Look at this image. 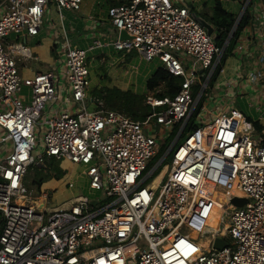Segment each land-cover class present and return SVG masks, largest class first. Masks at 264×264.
I'll return each mask as SVG.
<instances>
[{"label": "built area", "instance_id": "1", "mask_svg": "<svg viewBox=\"0 0 264 264\" xmlns=\"http://www.w3.org/2000/svg\"><path fill=\"white\" fill-rule=\"evenodd\" d=\"M228 1L242 9L222 48L194 18V0H125L110 11L113 29L129 37L112 43L117 53L159 61L183 79L174 97L147 96L146 105L160 111L141 122L90 96L88 51L102 48L100 40L89 50L59 43L48 71L19 74L17 64L32 59L31 49L6 39L37 37L47 11L80 12L84 0H0V264H264V132L246 121L240 130L231 124L240 116L233 102L216 119L202 106L197 128L187 131L250 10L263 25L264 62V10L253 13L256 0ZM237 43L241 54L245 43ZM258 70L244 78L249 85L258 84ZM53 158L83 167L90 193L101 196L79 194L54 205L52 191L32 193L28 170ZM72 177L65 185L75 191ZM224 177L244 196L228 200L207 250L198 239L211 226L216 203L205 184L217 189ZM235 198L247 204L238 208ZM198 219L201 228L194 226Z\"/></svg>", "mask_w": 264, "mask_h": 264}, {"label": "crops", "instance_id": "2", "mask_svg": "<svg viewBox=\"0 0 264 264\" xmlns=\"http://www.w3.org/2000/svg\"><path fill=\"white\" fill-rule=\"evenodd\" d=\"M124 1L125 0H84L80 12L64 11L61 13V15H59L55 8H52V10L50 9L47 11L45 15L47 18V23L41 29L40 34L37 37L31 38L25 34H11L6 39V44L11 46L21 41L30 47L32 59L23 61L26 62V68L23 70H25V73L29 74L27 77L33 76L36 73H42L37 72L33 65L44 60L50 61L47 69L48 71L51 68V64L58 56L57 50L60 46L59 43L64 42H68L71 47L89 50V47L93 44L94 40H100L103 43V47L88 51V56L89 54L100 53L99 55L93 56L92 60H98L100 65H106L109 57H112L113 55L107 56L104 55V52L106 50L115 51L112 43L120 38L119 33L113 29L110 23V11ZM218 3H220L223 11L229 14L232 13L225 9L226 4H233L234 6L240 5L235 1L228 0H194V13L209 22L207 17L212 15L213 10ZM255 5V9L252 6L253 13L260 12V9L264 10V3L260 2V0H256ZM232 15H234L236 18L238 16L237 14ZM247 16L250 18L249 25L241 33L239 39L237 40L239 43L243 41L245 43L246 49L240 54L236 51L238 43H235L233 55L229 57L224 64L222 69L223 73L218 75L219 77L217 76L216 80L213 82V85L209 83V89L207 93L208 96L202 101V106L205 107L206 112H211L208 114V117H213V119H216V117L221 114V111H226L229 108L228 104L233 102L234 104L232 106H235V112L240 115L243 121L251 123L256 129L257 133L260 134L264 132V62H261L262 59L260 56V45L262 44L260 35L263 31V25L261 24V26L254 20L253 14L251 16V10ZM49 22H51V25H48ZM256 24L259 25L257 26L260 29L255 30L254 26ZM44 33L47 35V37L42 40L43 42H40L38 37ZM215 33V39H217L216 29ZM30 43L31 45H29ZM130 55H132V53L125 56L128 57ZM123 58L118 60L119 65L124 64ZM27 65L31 67L27 68ZM112 66H115V62L111 63V67ZM255 67H257V69L259 68L258 72L260 73L261 77L258 84L249 85L245 79L247 74H249V72ZM136 69L137 68L132 67L131 69L126 68V72H124L123 75L125 77H131L130 75L135 73L137 71ZM157 70L158 68L150 74L147 81L144 83V87L146 89L148 80ZM199 73L200 75L206 74V72H204L202 69L199 70ZM202 79L204 81L205 77H202ZM132 84V81L128 79L126 85L129 87L127 90H131L137 94H140L137 88L132 87ZM239 103H245L248 110H252V116L245 115L242 112ZM231 120L233 119H230V121Z\"/></svg>", "mask_w": 264, "mask_h": 264}, {"label": "rangeland", "instance_id": "3", "mask_svg": "<svg viewBox=\"0 0 264 264\" xmlns=\"http://www.w3.org/2000/svg\"><path fill=\"white\" fill-rule=\"evenodd\" d=\"M225 9L228 10L230 13L232 14H237L239 15L241 12L242 7L240 5H236L234 6L233 4H229V5H225ZM236 15V16H237ZM47 23V18L45 16L44 19V25L43 27L46 25ZM258 24H256L255 30L260 29L257 26ZM47 35L44 33L43 35L38 37V40L40 42H43L42 40L44 38H46ZM214 37L216 38V33L214 34ZM31 45V43L29 44ZM95 54V55H94ZM94 54H89L88 56V68L90 71V79H91V93L90 96L94 95V91L96 89H102V88H111V87H118L124 91H126L128 89L129 86H127V81L128 79L130 81H132V87L137 88L138 92L142 95H151V96H156L157 93H162L165 92V88L163 85L158 86L157 88H155L153 91H149L147 93V89L144 87V83L147 81L148 77L150 76L151 73H153L157 68L161 67V64L159 61H154L151 63H147L145 61H143L140 56L137 53H132V55L130 56H125L123 54H119L116 51H112V50H106L104 52V55L107 56H111L109 57L108 62L106 63V65L102 64L100 65V62L98 60H95L93 58V56L99 55L100 53H94ZM124 57V58H123ZM124 59V64L119 65L118 64V60ZM52 60V59H51ZM115 62V66L111 67V63ZM50 64V61H42L40 63H35L33 65V67L35 68V70L37 72H46L48 69V66ZM26 65V62H18L17 67L19 70V74L22 78L27 77L29 74L25 73V70H23ZM31 66L27 65V68H30ZM132 68H137L136 72L131 74V77H125L123 74L124 72H126V68L131 69ZM30 91L28 90V88H23V95H29ZM240 108L242 109V112L245 115H250L252 116V110H248L247 106L245 105V103H239ZM240 109V110H241ZM93 110V107L90 108V111ZM238 116L236 115L233 119H237ZM183 139H181V141H179L180 143L182 142ZM171 143V140L168 141L167 146ZM162 155V154H161ZM161 155H159L158 157H155L154 159H152L149 162V169H152V167H154L157 162L160 160ZM56 162H58L59 167L61 170L64 171V175L62 178H57L56 174L57 172L53 170V163L51 162V160H47L46 163L44 164L45 167L43 168H37V166H35L33 168V170L29 169L28 170V174L26 176L25 179V185L26 187L34 194H39V191H41V188H43L44 190H50L52 191L55 195L53 203L54 205H59L61 203H63L64 201H67L68 199L72 198L73 196L79 195V194H84L85 196L91 197V198H95V197H99L101 196L100 193L97 194H93L90 193L89 189H88V183H87V178L85 176H83L82 172H83V167L81 166H75L72 163H69L67 161H58L56 160ZM171 163V157H168L164 164H170ZM67 175H72L75 180H76V185L79 189H76L75 191H70L67 186L65 185V181L67 179ZM49 176L48 179H51L46 181L43 186L41 188H38L39 185L37 184V182L40 179H43L45 177ZM207 192V191H206ZM212 195H215V200L214 202L216 203L214 210L221 212L220 214L217 212H213L216 215V218L213 219V225L206 227L202 233V235L200 236V238L198 239V244L201 247L207 248L209 249V243L211 241H213V237L219 233V221H220V217L223 213L225 207H226V203L223 202V200L221 199V195L220 193H224L222 192V190L220 188H217L213 191H208L207 193H211ZM215 192V193H213ZM207 212V209H204L201 211L202 215H205ZM194 226H198L199 228H201L202 226V221L201 219L197 220V223ZM191 236H196L195 233H191ZM133 251L137 250V247H133L132 248Z\"/></svg>", "mask_w": 264, "mask_h": 264}, {"label": "trees", "instance_id": "4", "mask_svg": "<svg viewBox=\"0 0 264 264\" xmlns=\"http://www.w3.org/2000/svg\"><path fill=\"white\" fill-rule=\"evenodd\" d=\"M194 10V9H193ZM249 16H244L242 21L240 22L239 26L237 27L234 35L226 48L223 57L221 59L220 65L218 66L215 76L211 80L210 84L213 85V82L216 80L217 76L221 73L224 64L226 63L227 59L233 55V50L235 47V43L239 39L241 33L247 28L249 25ZM207 20L213 25L217 32V45L222 48L227 39H229V35L232 31L234 26L236 17L232 14L226 13L223 11L220 3L214 8L213 13L211 16L207 17ZM183 79L180 77H175L166 71L164 68L160 67L158 70L153 74V76L148 80L147 89L149 91H153L158 86L163 85L165 88V92L157 93L156 97L164 98L167 96L174 97L176 96L180 89ZM199 88H195V93L197 94ZM94 95L101 98L108 108L112 110H116L119 112L124 113L125 115L141 122H145L150 116L158 113L160 109H153L150 106L146 105V98L147 95H140L131 90H122L118 87L112 88H102L96 89L94 91ZM202 107V103H200L198 107V111L192 117L191 123L189 124L187 131L193 130L197 128V125H194V121L196 116L198 115L200 108ZM53 163V170L57 172V178H62L64 175V171L60 169L58 162L56 159H50ZM49 176L40 179L37 184L39 185L38 188H41L43 184L50 180Z\"/></svg>", "mask_w": 264, "mask_h": 264}, {"label": "bare ground", "instance_id": "5", "mask_svg": "<svg viewBox=\"0 0 264 264\" xmlns=\"http://www.w3.org/2000/svg\"><path fill=\"white\" fill-rule=\"evenodd\" d=\"M230 123L236 125V127H238V130L243 128V119L240 116L237 119L231 120ZM166 170L167 169H164L162 175L156 180L154 185L157 184L160 181V179L165 175ZM218 188H220L222 190V192H224V193H220V195H221L220 197L223 200V202L226 203V206H227L228 200L231 197H234V196L235 197H243L244 196V194L242 193L241 190L231 186V180L229 178H227V177L223 178L222 185L220 187H218ZM205 189H206L205 191L208 192V191L215 190V187L213 185L211 186L208 183H206L205 184ZM224 209H226V207ZM213 212H217L219 214L221 213V212H218V211H215V210H213ZM214 218H216V215L214 213H212V218L210 220V225L211 226L213 225V219ZM211 244H212V241L209 243V246H211Z\"/></svg>", "mask_w": 264, "mask_h": 264}, {"label": "water", "instance_id": "6", "mask_svg": "<svg viewBox=\"0 0 264 264\" xmlns=\"http://www.w3.org/2000/svg\"><path fill=\"white\" fill-rule=\"evenodd\" d=\"M193 16L207 30V33L209 35H214L215 34V29L209 22H207L205 19H203L202 17L198 16L195 13L193 14ZM120 39L121 40H126V39H129V37L126 35V33L122 32L120 34ZM232 203H233L234 206H236L238 208H241L245 204H247V200L245 198H235L232 201ZM223 245H224L223 241L217 240L215 247L217 249H222Z\"/></svg>", "mask_w": 264, "mask_h": 264}]
</instances>
